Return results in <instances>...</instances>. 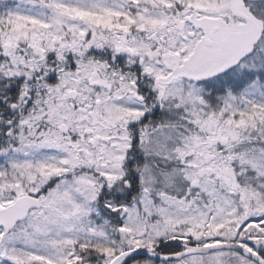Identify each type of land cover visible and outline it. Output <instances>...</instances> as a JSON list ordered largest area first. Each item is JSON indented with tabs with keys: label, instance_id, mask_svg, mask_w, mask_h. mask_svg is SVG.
I'll return each mask as SVG.
<instances>
[{
	"label": "snow or ice",
	"instance_id": "snow-or-ice-1",
	"mask_svg": "<svg viewBox=\"0 0 264 264\" xmlns=\"http://www.w3.org/2000/svg\"><path fill=\"white\" fill-rule=\"evenodd\" d=\"M0 264H264V0H0Z\"/></svg>",
	"mask_w": 264,
	"mask_h": 264
}]
</instances>
